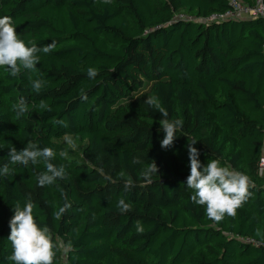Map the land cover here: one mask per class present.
I'll use <instances>...</instances> for the list:
<instances>
[{
	"label": "trees",
	"instance_id": "1",
	"mask_svg": "<svg viewBox=\"0 0 264 264\" xmlns=\"http://www.w3.org/2000/svg\"><path fill=\"white\" fill-rule=\"evenodd\" d=\"M228 9L227 0H0V17H12L26 44L56 45L39 53L35 71L22 68L13 77L0 67V167L9 147L19 151L32 141L53 149L50 162L66 171L43 187L42 159L10 164L13 173L0 176V264H14L9 221L14 205L29 199L38 225L71 242L53 264H264V246L245 242L264 245V181L257 174L264 20L195 21ZM35 80L44 82L39 92ZM149 96L170 120L182 121L170 149L161 148L162 116L144 103ZM21 97L28 111L18 116ZM67 136L86 143L81 159L66 153ZM194 141L202 164L218 159L250 178L252 195L234 217L216 223L191 200L186 178ZM151 161L159 171L146 177ZM122 198L131 211H119ZM66 202L71 208L56 220Z\"/></svg>",
	"mask_w": 264,
	"mask_h": 264
},
{
	"label": "clouds",
	"instance_id": "2",
	"mask_svg": "<svg viewBox=\"0 0 264 264\" xmlns=\"http://www.w3.org/2000/svg\"><path fill=\"white\" fill-rule=\"evenodd\" d=\"M106 2H110V0H106ZM55 46V42L42 48L37 47L33 41L26 44L19 38L12 17H0V67L6 66L11 76H19L22 68L35 71L40 60L39 53L50 54ZM87 75L89 78H95L98 71L90 67L87 70ZM43 83L41 80L32 81L33 90L39 92ZM81 98L87 100V95L83 90H81ZM144 103L149 107L154 106L161 113L162 119L159 123L165 133L161 141V148L170 149L174 144L178 129L182 127V121L179 119L170 120L168 111L161 106L156 97L149 96ZM40 106L47 108L43 102ZM15 108L18 116H22L28 111L23 97L20 98ZM68 143L71 144L72 141L69 139ZM195 143L194 141L188 146L190 174L186 178V185L194 190L191 200L195 204L206 206L207 217L216 223L222 221L225 215L234 217L236 209L241 207L252 195L249 192L250 178L242 172L221 166L218 159L209 160L206 165L202 164L199 159V150L193 146ZM54 155L53 149L40 148L37 143L32 141H28L26 146L19 151L12 145L9 147L7 155L8 162L0 167V176L6 177L13 173V169L9 167L10 164L27 167L29 163L35 165L38 159H42L47 170L38 175V186L52 185L57 180H63L66 175L63 166L57 167L50 162ZM60 155L63 157L65 153L61 152ZM158 171L155 161H151L144 175L147 177L157 174ZM132 187L133 182L130 179L126 180L124 190L130 191ZM33 208L34 205L30 199L23 207L19 202L14 205V215L9 221L8 240L13 248L9 259L14 264H53L58 252L67 255L72 247L71 242H65L60 237L54 239L51 229L47 225L42 227L38 225L33 215ZM69 208H71V204L66 202L55 212V219H61ZM117 208L121 213H126L131 211V204L126 203L122 198L118 201ZM135 227L138 233L144 232L140 221H136Z\"/></svg>",
	"mask_w": 264,
	"mask_h": 264
},
{
	"label": "built area",
	"instance_id": "3",
	"mask_svg": "<svg viewBox=\"0 0 264 264\" xmlns=\"http://www.w3.org/2000/svg\"><path fill=\"white\" fill-rule=\"evenodd\" d=\"M227 3L229 5V9L224 14L214 15L206 20L195 21L206 24L224 21L264 20V0H254L253 5L244 4L240 0H227ZM257 174L264 181V151L257 165ZM245 242L256 247L264 246L262 243L255 240L248 239Z\"/></svg>",
	"mask_w": 264,
	"mask_h": 264
},
{
	"label": "rangeland",
	"instance_id": "4",
	"mask_svg": "<svg viewBox=\"0 0 264 264\" xmlns=\"http://www.w3.org/2000/svg\"><path fill=\"white\" fill-rule=\"evenodd\" d=\"M10 125H7L4 127V129L2 130V134L4 136H7L9 131H10ZM71 140L72 143L69 144L68 143V140ZM62 145L64 146L65 148V151L68 155H74V156H78V158H82L83 157V151L86 147V143L85 142H81L79 140H76L72 137H65L63 140H62ZM74 145V147H73Z\"/></svg>",
	"mask_w": 264,
	"mask_h": 264
},
{
	"label": "crops",
	"instance_id": "5",
	"mask_svg": "<svg viewBox=\"0 0 264 264\" xmlns=\"http://www.w3.org/2000/svg\"><path fill=\"white\" fill-rule=\"evenodd\" d=\"M264 149H262V153H263Z\"/></svg>",
	"mask_w": 264,
	"mask_h": 264
}]
</instances>
